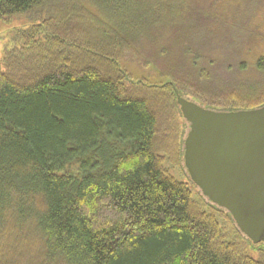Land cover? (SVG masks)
<instances>
[{
  "label": "trees",
  "instance_id": "1",
  "mask_svg": "<svg viewBox=\"0 0 264 264\" xmlns=\"http://www.w3.org/2000/svg\"><path fill=\"white\" fill-rule=\"evenodd\" d=\"M196 1L185 11L169 0H0V20H38L9 40L0 66V264H264V242L190 178L191 124L177 98L264 106V90L239 96L246 84H227L217 102L201 94L212 53L234 47L256 15ZM134 56L164 81L134 78L123 65ZM241 58L229 59L248 68ZM253 64L264 75V55Z\"/></svg>",
  "mask_w": 264,
  "mask_h": 264
},
{
  "label": "water",
  "instance_id": "2",
  "mask_svg": "<svg viewBox=\"0 0 264 264\" xmlns=\"http://www.w3.org/2000/svg\"><path fill=\"white\" fill-rule=\"evenodd\" d=\"M177 98L191 124L184 155L190 178L248 238L264 242V106L217 111Z\"/></svg>",
  "mask_w": 264,
  "mask_h": 264
},
{
  "label": "rangeland",
  "instance_id": "3",
  "mask_svg": "<svg viewBox=\"0 0 264 264\" xmlns=\"http://www.w3.org/2000/svg\"><path fill=\"white\" fill-rule=\"evenodd\" d=\"M149 1L154 2L156 0ZM169 3L174 7L175 10L178 7L177 5H184L183 8L185 9V11H190L191 7L196 6L198 2L196 0H169ZM225 4L230 7L232 5V10H230L227 14H239L243 16L256 15V20L249 23L248 26H246L247 29H243L246 31L245 35L247 34L246 36H243V38L236 35H239V31L236 33L237 28L230 30L231 32L236 33L233 35V37L237 39L234 47L220 48V51L212 53L211 56L219 58V62H217L216 64L217 68L211 67L212 69H210L209 67V71L213 70L211 73L212 75L210 76L209 80H206V83L204 81V87L201 88V94H203L202 96L206 101L217 102L219 101V99H223V94L225 95L229 93V91H231L227 90V84H230L229 86L231 88L234 86V89L238 85H240L241 87L246 84L247 87L251 88L246 87L245 91H240L236 88V90L240 92H238L239 96L248 94L250 97H252L251 99H256L259 97L257 96L258 93L251 94L250 92H255V90H264V75L256 71L253 64L256 57H258L259 55H264V23L262 26H259V22H264V0H231L230 2ZM59 5H61V8L63 7L70 12H74V6L72 7L71 3L63 2ZM78 6H80V2H77V7ZM85 7L89 8V5ZM61 14H64V12H62ZM49 17V15H45L44 19ZM36 22H38V20L35 19V17L27 15L14 16L11 18L0 20V66H2L3 64L2 62L4 57V49L7 46L9 40L13 38V36L19 29L29 27ZM83 22L86 23L85 29L87 31H89L90 23L97 24L96 22H92L91 20L89 23V14L85 15V19L83 20ZM257 26L258 28L256 30ZM146 42H149V39H147ZM128 53V50L124 52L125 55H127ZM233 53H239L242 56L241 59H245L246 63L248 64V68L241 69V66L239 65L240 60L238 62L230 60V55H232ZM135 59L136 57L134 56L133 59L124 60L123 62V65L133 74L134 78L145 77L152 82L164 81V78H161L157 74L158 72H162L163 69H161V67L157 68L153 65H148L145 68L140 65L138 60ZM215 72L216 74L214 75ZM250 89L252 90L250 91ZM227 100L231 102L229 99H226V101ZM161 119H163V117H161ZM158 141L161 142L162 146H165L166 140L163 134L159 135ZM171 173L173 174V176H175V178L179 180L188 181L185 176L184 170L179 166L171 168ZM189 186L192 188L194 194L196 195V189L194 185L190 183ZM253 255L256 256L255 253H253Z\"/></svg>",
  "mask_w": 264,
  "mask_h": 264
}]
</instances>
